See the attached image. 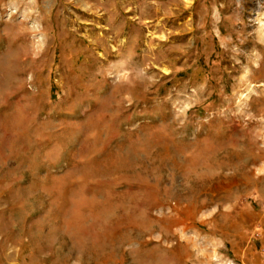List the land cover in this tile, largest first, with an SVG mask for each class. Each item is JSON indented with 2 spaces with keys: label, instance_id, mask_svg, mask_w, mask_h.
I'll list each match as a JSON object with an SVG mask.
<instances>
[{
  "label": "rangeland",
  "instance_id": "1",
  "mask_svg": "<svg viewBox=\"0 0 264 264\" xmlns=\"http://www.w3.org/2000/svg\"><path fill=\"white\" fill-rule=\"evenodd\" d=\"M0 264H264V0H0Z\"/></svg>",
  "mask_w": 264,
  "mask_h": 264
},
{
  "label": "bare ground",
  "instance_id": "2",
  "mask_svg": "<svg viewBox=\"0 0 264 264\" xmlns=\"http://www.w3.org/2000/svg\"><path fill=\"white\" fill-rule=\"evenodd\" d=\"M149 2V1H148ZM143 3H145V1L143 2ZM177 3H179L178 1H177ZM154 4V3H153ZM147 5H148V3H147ZM150 6L151 5H149V8H150ZM153 6V5H152ZM148 8V7H147ZM160 8H162V7H160ZM153 9H155V7L153 8ZM165 10V9H164ZM147 11V10H146ZM145 12V11H144ZM150 12V11H149ZM154 12V11H153ZM146 13V12H145ZM147 13H148V11H147ZM143 16V15H142Z\"/></svg>",
  "mask_w": 264,
  "mask_h": 264
}]
</instances>
